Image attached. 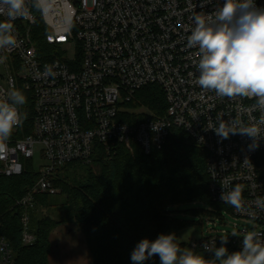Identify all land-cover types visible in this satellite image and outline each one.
<instances>
[{
  "label": "built area",
  "instance_id": "1",
  "mask_svg": "<svg viewBox=\"0 0 264 264\" xmlns=\"http://www.w3.org/2000/svg\"><path fill=\"white\" fill-rule=\"evenodd\" d=\"M224 0H45L43 11L26 0L27 18L13 21L17 46L0 50V102L13 89L28 94L32 114L0 146V177H19L32 164L38 178L14 201L22 244L31 245L30 214L38 195H57L55 171L70 163L88 164L118 145H138L145 154L161 150L173 128L184 130L206 153L205 168L211 199L236 219L251 221V230L222 231L201 237L188 248L217 247L221 236L242 250L243 235L257 231L264 239V137L259 147L246 135L223 139L211 126L239 119L250 125L260 117L255 98H221L197 83L199 51L188 48L193 14L212 13ZM264 8V0H255ZM6 16L0 15V21ZM42 41V44L38 43ZM73 57H69V47ZM56 73L45 75V67ZM158 86L166 101L162 116L129 107L133 94ZM21 111V110H20ZM37 156V157H36ZM247 159L248 161H245ZM37 162V163H36ZM39 162V163H38ZM242 187L238 210L221 200V184ZM229 188V190H230ZM2 221L0 219V230ZM0 264H14V253L0 234Z\"/></svg>",
  "mask_w": 264,
  "mask_h": 264
},
{
  "label": "trees",
  "instance_id": "2",
  "mask_svg": "<svg viewBox=\"0 0 264 264\" xmlns=\"http://www.w3.org/2000/svg\"><path fill=\"white\" fill-rule=\"evenodd\" d=\"M25 96L27 102L20 108L27 113L24 121L32 114L28 94ZM129 107L162 116L166 101L160 88L152 85L136 91ZM206 157V151L184 130L173 128L161 150L145 154L138 145H118L110 155L98 152L88 164H66L55 171L51 180L60 193L36 197V207L30 214L35 241L24 246L19 213L13 206L38 178L30 163L19 177H0V234L13 250L14 264H50V233L63 223H75L81 226L94 264H133L131 253L142 239L154 241L160 234L173 233L178 238L190 225L177 219L172 208L202 203L212 208L215 216L228 211L211 199ZM50 208L62 212L57 220L41 215ZM195 212L213 215L210 211ZM177 243L187 248L185 243ZM223 246L229 254L240 251L228 244ZM203 256L212 259L213 253L205 252ZM143 264L161 262L154 255Z\"/></svg>",
  "mask_w": 264,
  "mask_h": 264
},
{
  "label": "clouds",
  "instance_id": "3",
  "mask_svg": "<svg viewBox=\"0 0 264 264\" xmlns=\"http://www.w3.org/2000/svg\"><path fill=\"white\" fill-rule=\"evenodd\" d=\"M33 7L43 11L45 0H33ZM0 15L6 16L0 21V50L14 48L17 39L13 21L29 15L26 0H0ZM192 20L194 27L187 36L186 47L199 51L196 83L221 98H255L254 107L260 112L259 119L250 125H244L239 119H222L218 126L210 128L221 140L228 139L230 134L246 135L253 141L249 149L254 150L264 137V8L257 7L255 0H224L223 5L210 14L195 12ZM45 75L54 77L56 73L46 66ZM26 102V96L19 89L9 91L7 99L0 102V146L27 118V113L20 111ZM221 186L225 189L221 200L239 210L242 187L237 184L230 188L227 177ZM256 206L264 210V199L258 200ZM231 235L237 233L233 231ZM220 238L222 246H204L205 251L213 253L212 259H205L192 249L181 248L173 233L160 234L154 241L142 239L132 251L131 260L133 264H143L158 255L161 264H264L261 233L246 232L242 250L231 254L223 246L227 243V235Z\"/></svg>",
  "mask_w": 264,
  "mask_h": 264
},
{
  "label": "rangeland",
  "instance_id": "4",
  "mask_svg": "<svg viewBox=\"0 0 264 264\" xmlns=\"http://www.w3.org/2000/svg\"><path fill=\"white\" fill-rule=\"evenodd\" d=\"M69 47V57H73V47ZM4 73L3 66L0 65V75ZM0 83L4 81L0 79ZM37 157V156H36ZM37 163V162H36ZM39 163V162H38ZM58 193L60 189L56 188ZM55 196V195H54ZM175 211L174 215L181 221L190 222V225L185 227L179 234L177 240L185 243L186 247L192 241H197L201 237H215L220 235L222 231H234V225L238 229H249L253 226L251 221L245 219H236L227 210H222L219 216L214 215V211L206 204L202 203H187L172 208ZM195 211H210L213 215L200 214ZM62 214L57 209H45L41 215L43 217H52L57 220ZM50 253L48 260L50 264H94L93 255L87 245L85 236L81 230V226L75 223H63L57 226L49 236ZM100 249V248H99ZM198 254L204 255L205 252L201 250H193Z\"/></svg>",
  "mask_w": 264,
  "mask_h": 264
}]
</instances>
